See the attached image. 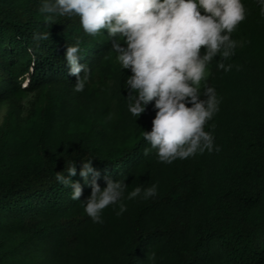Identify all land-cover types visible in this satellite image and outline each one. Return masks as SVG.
<instances>
[{
	"label": "trees",
	"instance_id": "16d2710c",
	"mask_svg": "<svg viewBox=\"0 0 264 264\" xmlns=\"http://www.w3.org/2000/svg\"><path fill=\"white\" fill-rule=\"evenodd\" d=\"M41 3L0 0V102L13 101L0 124L1 220L33 237L54 239L59 254L73 263L93 232L96 264H264V13L256 0H243L246 19L235 31L242 42L226 61L231 71L219 69V55L208 65L207 84L222 102L205 130L213 132L220 151L171 164L160 162L155 149L144 155L151 145L143 135L106 154L87 141L67 140L56 118L76 83L67 46L80 41V63L92 69L88 82L107 53L117 54L106 32L88 35L78 16H57L48 25ZM46 32L49 39H34ZM34 92L52 105L51 116L32 108L21 117L16 98ZM119 103L123 108V95ZM152 105L146 106L148 116ZM90 158L102 189L105 177H126L127 192L158 184V195L135 198L120 216L119 205H109L104 222L94 223L82 204L92 189L79 175L82 160ZM72 161L77 175L71 179L83 187L79 201L55 178L56 172L67 175ZM0 264H18L2 241Z\"/></svg>",
	"mask_w": 264,
	"mask_h": 264
},
{
	"label": "clouds",
	"instance_id": "9594fccd",
	"mask_svg": "<svg viewBox=\"0 0 264 264\" xmlns=\"http://www.w3.org/2000/svg\"><path fill=\"white\" fill-rule=\"evenodd\" d=\"M256 3L264 13V0ZM39 11L48 25L57 16H78L88 35L107 33L122 69L132 73L126 81L128 98L134 100L130 113L138 118L155 102L152 129L143 131L151 145L144 149L145 156L155 149L160 162L171 164L198 153L220 151L213 132L205 130L222 102L207 84L208 65L219 55V69L228 72L233 68L226 61L239 46L232 34L246 19L243 0H42ZM34 39H49V32L37 33ZM65 59L69 74L76 77L74 91L83 92L92 69L80 63V41L67 46ZM93 159L82 160L79 175L92 189L82 204L94 223L104 222L103 210L109 205H119L116 215L120 216L127 211L125 199L147 200L158 195V184L147 188L141 184L127 192L126 177L115 181L105 177L102 189ZM66 173L56 172L55 178L71 189V199L79 201L83 187L71 179L77 175L73 161Z\"/></svg>",
	"mask_w": 264,
	"mask_h": 264
},
{
	"label": "rangeland",
	"instance_id": "374dc122",
	"mask_svg": "<svg viewBox=\"0 0 264 264\" xmlns=\"http://www.w3.org/2000/svg\"><path fill=\"white\" fill-rule=\"evenodd\" d=\"M232 38L239 42L238 49L242 36L233 32ZM208 71L210 72L209 68ZM131 75L130 69H122L116 56L109 52L97 68V76L86 84L84 91H70L68 107L56 116L58 127L65 131L68 141H87L106 154L123 145L135 143L143 135V131L152 129V121L156 115V109L152 105L154 101L149 103L152 105L149 116L147 110L138 118L129 113L130 90L126 81ZM120 95L124 98L123 108L119 103ZM16 102L21 107L22 118L32 108L43 110L47 116H51L54 110L38 92L20 95ZM12 105V100L0 102V124ZM133 200L125 199L124 203L128 204ZM0 241L12 250L18 264H96L97 241L93 232L85 235V252L77 263L59 254L54 239L33 237L26 230L16 228L1 218ZM103 241H109V236L105 235Z\"/></svg>",
	"mask_w": 264,
	"mask_h": 264
}]
</instances>
